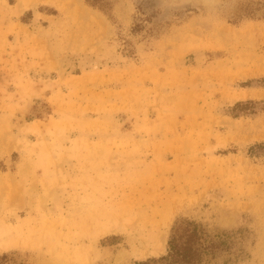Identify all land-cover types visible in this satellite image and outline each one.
<instances>
[{
  "label": "rangeland",
  "instance_id": "374dc122",
  "mask_svg": "<svg viewBox=\"0 0 264 264\" xmlns=\"http://www.w3.org/2000/svg\"><path fill=\"white\" fill-rule=\"evenodd\" d=\"M105 6L0 0V255L138 264L186 218L264 264V0Z\"/></svg>",
  "mask_w": 264,
  "mask_h": 264
},
{
  "label": "trees",
  "instance_id": "16d2710c",
  "mask_svg": "<svg viewBox=\"0 0 264 264\" xmlns=\"http://www.w3.org/2000/svg\"><path fill=\"white\" fill-rule=\"evenodd\" d=\"M89 6L105 12V0H85ZM139 23L135 24L134 30ZM231 236L225 233L211 237L205 227L186 218L177 219L167 239L166 253L138 264H206L208 256L229 249ZM216 239V240H215ZM0 264H22L11 261L7 254L0 255Z\"/></svg>",
  "mask_w": 264,
  "mask_h": 264
}]
</instances>
